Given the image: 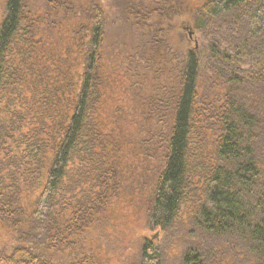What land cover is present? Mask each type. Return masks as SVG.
Wrapping results in <instances>:
<instances>
[{
	"label": "trees",
	"instance_id": "trees-1",
	"mask_svg": "<svg viewBox=\"0 0 264 264\" xmlns=\"http://www.w3.org/2000/svg\"><path fill=\"white\" fill-rule=\"evenodd\" d=\"M116 4L4 0L0 264H264V0Z\"/></svg>",
	"mask_w": 264,
	"mask_h": 264
},
{
	"label": "rangeland",
	"instance_id": "rangeland-1",
	"mask_svg": "<svg viewBox=\"0 0 264 264\" xmlns=\"http://www.w3.org/2000/svg\"><path fill=\"white\" fill-rule=\"evenodd\" d=\"M84 1H88V0H82ZM122 2H126V3H130V0H121ZM103 3H105V6L108 7V9H110L111 11L113 10V12H115L114 14L116 15V17L113 15V19L117 22V26L118 28L123 31H125L126 33L123 34L124 37V41L123 43L127 42L129 40V33H130V28L128 27L127 24H123L122 21V16H120V13L117 11V8L119 10H122V8L117 6V2L118 0H102ZM124 5H122V7L124 8ZM3 7H4V0H0V19H1V14L3 11ZM120 16V17H119ZM116 28H111V30L108 31L109 37L107 39L106 42V46H105V50H104V58H103V66H104V72L106 74V78L109 80L106 82L107 84V88L105 90L108 89L109 92H107V96L109 99V102H113L114 101V105L118 108H120V110H128L129 106H128V97L125 94V90L129 88V81L126 79V77L122 74V70H121V63H123V59L121 58V56H114V53H118L119 49H115V45L116 42L119 43V41L121 42L120 37L118 36L120 34V30L119 32L118 29ZM182 31V30H181ZM62 35V34H60ZM184 35V36H183ZM181 36L184 37V39L188 42L189 46H192L196 43V35L193 34L192 29H184L182 31V33L179 34H169V39H171V43L173 44H179L181 41ZM63 35L59 36L58 33H55L53 38H52V42H51V46L50 48L52 49V54H55V48L59 49L60 51L64 48V40H63ZM173 37V38H172ZM122 43V44H123ZM182 43V42H181ZM180 43V44H181ZM119 44V45H122ZM159 58V57H158ZM121 62V63H120ZM149 85H146V87H148ZM128 106V107H127ZM125 208V205H122L121 207H119L120 209L119 212H115V214L121 213L124 216V213H128V217L127 218H122L120 221V224L118 225V229L116 231V234L118 236H123L121 229L122 224H128V226L130 227L131 225H136L139 219V215L133 216V212L134 209L132 207H130L129 204L126 205L127 210L125 211L122 208ZM138 211V210H137ZM120 214V215H121ZM142 215V214H141ZM121 217V216H120ZM129 221H126V220ZM135 219H137L135 221ZM124 226V225H123ZM122 226V227H123ZM123 230H125V228H123ZM120 231V233H119ZM118 232V233H117ZM111 258H114V255H117L115 253H110Z\"/></svg>",
	"mask_w": 264,
	"mask_h": 264
},
{
	"label": "water",
	"instance_id": "water-1",
	"mask_svg": "<svg viewBox=\"0 0 264 264\" xmlns=\"http://www.w3.org/2000/svg\"><path fill=\"white\" fill-rule=\"evenodd\" d=\"M189 29V28H188Z\"/></svg>",
	"mask_w": 264,
	"mask_h": 264
}]
</instances>
